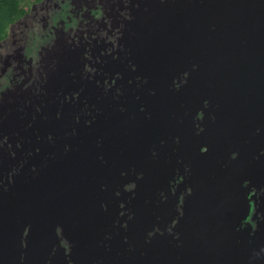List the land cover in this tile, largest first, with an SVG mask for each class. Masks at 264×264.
<instances>
[{
  "label": "water",
  "instance_id": "obj_1",
  "mask_svg": "<svg viewBox=\"0 0 264 264\" xmlns=\"http://www.w3.org/2000/svg\"><path fill=\"white\" fill-rule=\"evenodd\" d=\"M0 264H264V0H39L12 22Z\"/></svg>",
  "mask_w": 264,
  "mask_h": 264
},
{
  "label": "trees",
  "instance_id": "obj_2",
  "mask_svg": "<svg viewBox=\"0 0 264 264\" xmlns=\"http://www.w3.org/2000/svg\"><path fill=\"white\" fill-rule=\"evenodd\" d=\"M37 1L39 0H0V39L7 35L9 25Z\"/></svg>",
  "mask_w": 264,
  "mask_h": 264
}]
</instances>
